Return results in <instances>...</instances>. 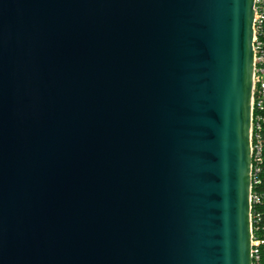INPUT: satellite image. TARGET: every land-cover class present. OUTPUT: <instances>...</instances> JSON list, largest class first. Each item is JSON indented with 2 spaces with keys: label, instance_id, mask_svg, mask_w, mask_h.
Here are the masks:
<instances>
[{
  "label": "water",
  "instance_id": "95a60500",
  "mask_svg": "<svg viewBox=\"0 0 264 264\" xmlns=\"http://www.w3.org/2000/svg\"><path fill=\"white\" fill-rule=\"evenodd\" d=\"M253 0H0V264H251Z\"/></svg>",
  "mask_w": 264,
  "mask_h": 264
},
{
  "label": "built area",
  "instance_id": "2783aa9c",
  "mask_svg": "<svg viewBox=\"0 0 264 264\" xmlns=\"http://www.w3.org/2000/svg\"><path fill=\"white\" fill-rule=\"evenodd\" d=\"M252 97L249 120L250 145V259L251 264H261L264 252V235L256 236L253 221L254 207L264 204V191L260 175L264 172V0H253L252 22ZM258 217V216H257Z\"/></svg>",
  "mask_w": 264,
  "mask_h": 264
},
{
  "label": "trees",
  "instance_id": "16d2710c",
  "mask_svg": "<svg viewBox=\"0 0 264 264\" xmlns=\"http://www.w3.org/2000/svg\"><path fill=\"white\" fill-rule=\"evenodd\" d=\"M261 177L262 183V191H264V172ZM254 214L256 215V219L253 221V232L256 236L264 235V204H260L259 206L254 207ZM258 216V217H257ZM261 264H264V252L261 255Z\"/></svg>",
  "mask_w": 264,
  "mask_h": 264
}]
</instances>
